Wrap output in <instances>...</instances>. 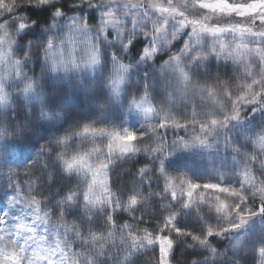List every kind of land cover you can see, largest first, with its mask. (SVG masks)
Returning a JSON list of instances; mask_svg holds the SVG:
<instances>
[{"label": "snow or ice", "instance_id": "6c2138e0", "mask_svg": "<svg viewBox=\"0 0 264 264\" xmlns=\"http://www.w3.org/2000/svg\"><path fill=\"white\" fill-rule=\"evenodd\" d=\"M190 6L198 14H191ZM21 8H47L49 22L41 24ZM79 8L94 10L95 24L87 15L66 10ZM5 17L16 32L11 36L0 23V110L5 116L11 104L7 89L16 88L15 97L28 105L39 95L36 82L24 72L33 57L31 44L22 58L13 59V47L25 37L37 41L42 78L96 80L107 69L100 42L115 45L102 93L116 105L123 106L126 95L128 101L122 124L85 123L55 141L61 149L56 167L85 184L83 191L69 189L57 200L61 220L54 231L74 241L70 245L61 240L49 245L32 235L34 228L47 230L51 215L36 198L55 182L56 171L47 164L51 148L11 145L8 158L22 165L31 162L39 172L27 173L23 182L17 173L0 172V264H23L21 242L26 238L35 242L39 264H95L100 256L114 264H174L181 243L190 264H218L224 258L239 262L242 250L246 256L250 251L253 264H264V29L213 23L219 17H252L253 24H264V0H191L190 5L189 0H75L67 6L61 0H0V20ZM138 40L144 43L134 53ZM220 65L231 66L234 75L223 78ZM134 76L143 83L138 94L129 95ZM158 84L160 101L154 95ZM257 115L260 124L254 126ZM233 125L242 127L240 142L234 143L228 133ZM221 132L223 148L218 144ZM197 151L224 155L211 160L209 175L201 177L179 164L182 155ZM141 156L145 162L134 173H124L133 176L130 186L123 192L114 189L115 168L139 163ZM73 213H79V225L64 222ZM145 213L151 215L145 219ZM120 214L127 220L118 223ZM98 215L106 221V232L96 228ZM257 218L262 227L250 244L239 233ZM153 220L156 226L150 227ZM189 220L196 227H188ZM232 233L238 235L230 242L229 257L213 241ZM110 249L114 256L105 255Z\"/></svg>", "mask_w": 264, "mask_h": 264}, {"label": "rangeland", "instance_id": "374dc122", "mask_svg": "<svg viewBox=\"0 0 264 264\" xmlns=\"http://www.w3.org/2000/svg\"><path fill=\"white\" fill-rule=\"evenodd\" d=\"M24 1L26 3V0H20ZM191 4V0H189V5ZM188 11L195 15L198 14L199 10L189 7ZM227 22H235L240 24H245L250 27H254L257 31L264 29V24H253V18L247 17L243 20H239L235 17L231 18V21L226 17H219L213 20V23H227ZM0 23H5L6 27L8 29V32L11 36L15 37V25L10 23L8 21V18L5 17L4 19L0 20ZM259 23V22H258ZM25 51V48L20 47L19 45L13 47V57H23V53ZM37 51V52H36ZM35 55L33 56V61H31L25 68L24 72L26 75L30 78V80H33L37 84L36 91L38 92L37 98L33 99L30 103L31 105L35 107V110H42L46 108V111L42 112H48L47 115H45L43 118L40 115L37 116L35 114H26L28 123L34 127L38 125L37 127H53L55 129V133L60 135L59 138L64 135L66 132L81 126L85 123H89V120L97 119L99 120V124H97V127H101L102 125L106 126H112V125H120L124 122V115L126 111V105L128 101V96L126 95L124 98V105H116L112 103L106 96V94L102 93V83L98 80H78L76 78L72 79H63V78H57L53 77L51 75L45 76L42 78V72L41 77L36 76V70H39L41 67L40 63V54L38 50L32 51ZM35 61L36 70L33 69V64ZM143 71V69H141ZM151 74L155 73V69L150 68L148 69ZM216 71L215 65L212 68V73L214 74ZM219 71L223 78L227 79L229 76L234 75V72L232 70L231 66H228L225 68L224 65H220ZM258 71V69H256ZM143 83L142 77L138 80L133 78L132 83L129 85L128 88V94L137 93V89L140 84ZM94 90V91H93ZM9 91L11 104L8 111L7 116L4 115L3 111L0 110V172L2 173H17L19 175V179L21 182H23L25 173L23 170H25V167H27L29 164H32L31 162L28 164H23L22 161L15 159V158H8V154L11 151V145L13 144H32L34 145L33 151L35 149H38L41 144H44L48 147V142L46 139L39 133H36V135H32L29 137V135L26 133V130L24 129L22 131V127H24L21 122L17 121V118H22L21 113L24 108L28 104H25L23 97H15V93L17 91L16 88H9L7 89ZM93 91L92 97H89L87 100L90 102V105L86 106L84 105V102L86 101V94ZM138 94V93H137ZM154 95L157 101H160L163 99V92L161 91V86L158 84L155 87ZM47 97L49 98V101L45 104L47 101ZM94 99V100H93ZM98 104L100 106V110L97 107ZM73 105L79 109H72L69 110L68 106ZM101 105L104 107L102 108ZM97 108V110H95ZM68 111V112H67ZM26 113V111H25ZM91 115H96V117H91ZM62 117V118H61ZM40 118V119H38ZM252 125L258 126L260 124V117L257 115V118L253 120ZM92 124V123H89ZM248 125H244V127H247ZM137 130H139L137 128ZM242 132V127L238 125H233L228 129V133L231 136L233 142H240V133ZM40 138V140H35ZM167 139L168 142L171 143L173 139V132L172 130H169L167 133ZM224 134L221 132L218 137V144L221 148H223L224 144ZM35 140V141H34ZM71 148L76 147V142L74 141L73 144L70 146ZM61 149L55 148V150L51 149V156L47 159V164L49 167V171H56L57 167L55 164V156L58 151ZM224 153L221 151L219 154L217 153H207V152H193L190 154H184L179 159V164L182 166L184 164H187L189 167H191L194 171V174L197 176H207L208 173V166L209 162L211 160H219ZM144 158L141 156L140 159ZM127 164V163H126ZM125 165V164H122ZM121 165V166H122ZM121 166L115 168L114 172H117ZM112 173V174H113ZM153 184L152 188L156 189L157 187V179L153 175ZM57 182L61 183L59 177L57 178ZM3 184L0 182V189H2ZM61 191H63V187L61 186ZM255 203V201H253ZM159 205L157 204V207ZM74 215H77V217L80 219L79 213H74ZM139 215V213H137ZM151 213H145V219L150 216ZM183 219V218H182ZM153 223V226L155 227V221H151ZM213 223H215V220L213 219ZM188 227H196L195 223L191 220L187 222ZM261 222L259 218L254 222V224H250L247 228V230H242L239 235H246L249 237V243H253L255 239L259 236L260 230H261ZM96 228L99 230H102L106 232L108 230L106 221H104L100 215L97 216L96 219ZM238 235V234H236ZM235 235V236H236ZM232 240V237L228 239L227 244V250L229 257L232 256V252L230 249V242ZM115 255V249H110L109 253H106L105 255ZM151 255V254H149ZM246 253L244 250L240 252L241 259L239 260V264H253V257L248 252L246 258ZM114 263L113 260L106 259L105 256H100L97 258L95 264H110ZM218 264H236V261L234 259H228L224 258L222 260H218Z\"/></svg>", "mask_w": 264, "mask_h": 264}, {"label": "trees", "instance_id": "16d2710c", "mask_svg": "<svg viewBox=\"0 0 264 264\" xmlns=\"http://www.w3.org/2000/svg\"><path fill=\"white\" fill-rule=\"evenodd\" d=\"M61 2L67 6L68 4L70 3H74L75 0H61ZM17 3L18 4H24V1H20V0H17ZM68 14L69 15H72V14H78L80 16H84V15H87L89 17V23L90 24H95L96 22V13L94 10H89L87 8H79V9H66ZM21 13H24L25 11H27L33 18H36L39 20V22L41 24H47L49 22V18H50V10L49 9H35V8H30V9H24V8H21L20 9ZM256 24H260L262 25L261 23H255ZM29 43L31 44V49L32 51L34 50H38V47H37V41H34V40H30L29 37H25L22 41H19L18 42V45L22 48H25L29 45ZM138 50V49H137ZM37 52V51H36ZM35 54L33 53V56ZM33 57H32V60L33 61ZM159 62V61H158ZM34 64H35V61H34ZM94 91V90H93ZM89 92L88 94H86V101L87 103L84 102V105L88 106L90 105V102H88V98L89 97H92V92ZM93 98V97H92ZM94 100V99H93ZM49 101V98L47 97V101L45 102V104ZM97 107L99 108V110L101 109L100 106L98 104H96ZM68 109L69 110H76V109H79L73 105H70L68 106ZM43 111H46L47 109L44 108L42 109ZM42 110H35V107L33 106V104L31 105H27L26 108H24L22 110V113H21V117L22 118H17V121L21 122L22 124H24L22 127V131L25 129L26 130V133L29 135V137H31L32 135H36V133H39L41 134L45 139L46 141L48 142V145H50V148L52 150H55V141L59 139V134H58V138H54V137H57V133H55V129H53V127H37L38 125L32 127L28 121H27V117H26V114L30 115V114H35L38 116L39 113L41 116V112ZM95 110H97V108H95ZM26 111V113H25ZM68 112V111H67ZM44 113V116L47 115L48 112H43ZM91 117H96V115H91ZM1 118V116H0ZM40 119V118H38ZM89 123H92L94 124L95 126L97 124H99V120L97 119H93V120H89ZM101 127H106V125H102ZM24 132V131H23ZM35 140H40V138L38 139H35ZM34 140V141H35ZM44 161H41V163H43ZM145 162L144 158L140 159L139 163H136V164H132V163H127L125 165H122L119 169H117L118 171L117 172H114L112 174V180H113V188L114 189H119L121 190L122 192L124 190H126L130 184L132 183V180H133V176L128 174H124L126 172L129 171V169L132 170V172L134 173V170L135 168L141 166L143 163ZM49 168V167H48ZM50 170V169H49ZM26 171V174L27 173H36V172H39V168L37 165L35 164H29L27 167H25V170H23V172L25 173ZM57 185H60L61 183L57 182ZM127 220V217L124 215V214H120L117 216V222L118 223H122L124 221ZM133 223H135V221H133ZM150 227H154L153 226V223L150 222ZM236 235V233H232V234H228L226 235L225 237H223L222 239H219V240H214L213 241V244L218 248L220 249L221 251L225 250L227 248V244H228V239L229 238H233L234 236ZM200 255H203V253H201ZM151 256V255H149ZM190 260H191V257L187 254L186 250H185V246L183 243L179 244L177 249H176V252H175V256H174V264H190ZM110 264H114V263H110Z\"/></svg>", "mask_w": 264, "mask_h": 264}, {"label": "clouds", "instance_id": "9594fccd", "mask_svg": "<svg viewBox=\"0 0 264 264\" xmlns=\"http://www.w3.org/2000/svg\"><path fill=\"white\" fill-rule=\"evenodd\" d=\"M161 23H163V21H161ZM143 43V40H138L136 45L134 46L133 52H138L139 48L143 45ZM100 47L104 51V62L107 65V69L102 68L101 72L96 78V80L102 83L103 79L108 75V72L110 71L111 55L115 50V45H109L105 44L104 42H100ZM16 58L17 57H13V59ZM166 58L167 54L163 56V59ZM132 59H135V55H133ZM40 63L41 67L39 70H36V65L33 64V69L36 70V76L38 78L41 77V73L44 71L42 56H40ZM153 69H155V66H153ZM58 177L61 181L60 185H57L56 183ZM61 186L63 187V191H61ZM84 187L85 184L83 183L81 178L76 176L69 177L67 174L63 173L60 169L57 168L55 172V182L52 183L50 186H46L42 190V196L36 197L37 199L41 200L42 204H44L47 211L51 213V215H49L47 218V230L45 228H39V225H37L36 227L39 228V232H36V229L34 228L32 235L34 237H42V239L46 241L49 245L55 244L57 240H61V242L65 245H70L74 243V241L63 238L54 231L61 220V217L59 216V212L61 211V209L57 207V200L63 193L67 192L69 189L79 188L80 191H83ZM79 220L80 219L77 217V215H74L73 213L72 215L67 216L64 222L79 225ZM5 243H7L8 247L10 248L15 247L12 241L6 240ZM34 248L35 242L31 239L26 238L25 241L21 242L22 251L20 252V256L23 264H39L38 255L35 251H33ZM236 264H239V262H236Z\"/></svg>", "mask_w": 264, "mask_h": 264}]
</instances>
